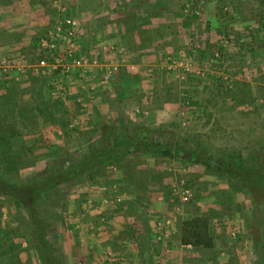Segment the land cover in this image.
<instances>
[{
	"label": "rangeland",
	"instance_id": "374dc122",
	"mask_svg": "<svg viewBox=\"0 0 264 264\" xmlns=\"http://www.w3.org/2000/svg\"><path fill=\"white\" fill-rule=\"evenodd\" d=\"M116 11L103 34L101 14ZM67 18L83 62L68 73L39 46ZM116 135L264 168V0H0V177L39 178ZM36 206L52 215L55 264H264V183L181 156H128ZM199 218L211 246L181 243ZM41 255L23 210L0 196V264Z\"/></svg>",
	"mask_w": 264,
	"mask_h": 264
},
{
	"label": "trees",
	"instance_id": "16d2710c",
	"mask_svg": "<svg viewBox=\"0 0 264 264\" xmlns=\"http://www.w3.org/2000/svg\"><path fill=\"white\" fill-rule=\"evenodd\" d=\"M156 154L159 156H181L189 163L213 169L219 175H225L234 183L255 180L264 183V168L248 167L233 159H215L204 150L183 151L169 143L146 140L144 136L132 140L123 135H116L102 149H92L76 154H66L57 159L54 167L39 178L26 182L9 181L0 177V196L9 198L25 213L35 240L42 253V264H55L56 256L52 254V246L46 239L51 226L52 215L43 213L36 206V199L51 191H58V186L84 176L102 166L111 164L135 154ZM199 219H190L183 224L180 242L183 244L211 246L212 238L208 227Z\"/></svg>",
	"mask_w": 264,
	"mask_h": 264
},
{
	"label": "built area",
	"instance_id": "2783aa9c",
	"mask_svg": "<svg viewBox=\"0 0 264 264\" xmlns=\"http://www.w3.org/2000/svg\"><path fill=\"white\" fill-rule=\"evenodd\" d=\"M76 21L70 18L65 19L59 24L55 25L45 37H42L39 41V46L45 52L50 53L53 59L52 65L54 67H61L62 71L70 72L75 67H82V59L78 58L74 53V39L76 33ZM64 47V53L60 55L58 52V46ZM45 59H42L40 63L45 65ZM116 65H110L107 71V77L113 72L117 71ZM177 192V189H174ZM182 201H187L189 197L188 191H182L179 193Z\"/></svg>",
	"mask_w": 264,
	"mask_h": 264
},
{
	"label": "crops",
	"instance_id": "0c3cea01",
	"mask_svg": "<svg viewBox=\"0 0 264 264\" xmlns=\"http://www.w3.org/2000/svg\"><path fill=\"white\" fill-rule=\"evenodd\" d=\"M13 8V7H12ZM11 8V9H12ZM13 10V9H12ZM118 11H116L115 13H112V14H109V15H105L104 13L103 14H101V21H102V23H101V26H102V30H104V32H103V34H105V32H108L109 31V33H112L110 30H107L106 29V27H107V25H108V22L111 20H113V18H118V17H120V14L119 13H117ZM8 16L10 17L11 16V14H9L8 13ZM120 25L122 26V24L120 23ZM151 25H150V23H149V25H148V27H150ZM147 27V28H148ZM122 28V33L125 31V27L124 26H122L121 27ZM140 29V28H139ZM126 65H129L128 67H134V64H126ZM124 219H127L126 217H124ZM134 222H136V223H134ZM129 223V221H127L126 222V224H128ZM132 223H133V225H130L129 227H132V229L134 230L133 231V237H131L132 238V240H137L136 238H139V237H141L140 235H142L141 234V231L144 229V228H139V227H141L142 226V224L140 223V222H137V221H135L134 219L132 220ZM137 228L139 229V231L137 230ZM144 231V230H143ZM148 235H149V233H147V231L144 233V236H146V240H147V238H148ZM139 236V237H138ZM144 236H143V238H144ZM136 246V244L134 245V247ZM133 247V249L131 250V249H129V247H125L126 248V252H127V254H130V251H131V253H137V247H135L134 248ZM127 250H129V251H127ZM129 256V255H128ZM128 256H125V257H128ZM135 258L137 257V256H134Z\"/></svg>",
	"mask_w": 264,
	"mask_h": 264
}]
</instances>
